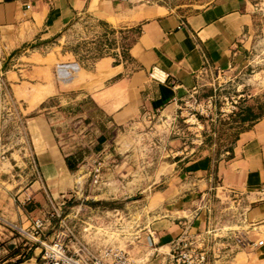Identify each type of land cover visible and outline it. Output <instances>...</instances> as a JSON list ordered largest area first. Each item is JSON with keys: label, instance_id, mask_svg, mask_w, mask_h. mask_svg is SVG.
I'll return each mask as SVG.
<instances>
[{"label": "crops", "instance_id": "0c3cea01", "mask_svg": "<svg viewBox=\"0 0 264 264\" xmlns=\"http://www.w3.org/2000/svg\"><path fill=\"white\" fill-rule=\"evenodd\" d=\"M256 6L255 0H194L173 6L149 0H0V56L24 50L35 40L51 39L81 19L106 24L129 43L82 67L80 88L113 124L124 126L176 110L194 92H201L204 70L251 68ZM38 57L39 63L17 68H50V53H38ZM25 82L9 85L23 88ZM26 124L32 161L26 154V160L19 156L10 163L15 172L8 177H2L0 166V264H39L41 247L2 222L29 228L34 218L51 210L61 195H70L78 183L48 120L31 116ZM227 153L215 162L208 156L192 161L178 156L168 165L182 172L176 176L162 172L151 182V195L160 203L126 243L132 264H167V255L184 228L190 224L195 230L212 227L216 205L222 209L234 204V197L244 221L254 229L262 226L264 115L239 132ZM25 169L33 176L27 183L22 175ZM228 223L214 230L230 229ZM77 233L87 241L95 234ZM238 233L247 238L248 232ZM46 234L52 237L49 231ZM104 236L99 237L101 242L93 241V247L105 242ZM255 245L244 256L237 252L223 264H264Z\"/></svg>", "mask_w": 264, "mask_h": 264}, {"label": "rangeland", "instance_id": "374dc122", "mask_svg": "<svg viewBox=\"0 0 264 264\" xmlns=\"http://www.w3.org/2000/svg\"><path fill=\"white\" fill-rule=\"evenodd\" d=\"M149 1L173 6L194 0ZM255 3L258 11L256 37L249 58L253 66L221 71L218 75L217 71H211L204 75V86L197 97L213 96V103L203 114L196 113V109L186 104L187 98L176 110L164 115L158 113L124 126L113 124L80 88L82 67H88L101 55L129 43L99 21L81 19L51 39L35 40L24 50L0 56L2 177L15 172L9 166L19 156L32 161L30 140L25 131L26 119L44 116L61 153L73 164L71 171L78 182L66 203L60 208L56 206L60 216L79 209L80 220L67 222L68 227L82 231L88 226L87 231L95 233L91 242H101L99 237L106 234L105 242L127 252L126 243L131 235L147 224L160 203V198L151 195V182L162 172L168 171L175 176L182 172L172 170L168 164L178 156L184 157L183 161L201 156H208L211 162L224 158L236 135L250 125L249 121L239 119V113L245 115L250 108L253 116L264 115V0H255ZM47 52L51 56L50 68H17L18 64L39 63L38 53ZM20 81L28 83L25 82L23 88L9 85V82ZM96 160L102 161L100 185L90 181L91 166ZM24 171L22 175L27 183L33 176L28 170ZM226 206L220 209L216 205L212 227L195 230L190 224L185 237L192 245L180 251L192 255L204 251L207 264H223L237 252L244 256L250 245L256 244L264 256V222L254 229L255 226L245 222L240 215L243 211L239 205ZM227 221H230L227 225L232 226L230 229L214 230ZM47 231L51 235L61 233L66 238L64 227H58L56 219L47 226ZM238 231L248 232L245 237L250 241L248 247L239 248L234 244L233 235H242ZM259 241L263 243L259 244ZM183 259L167 264H186Z\"/></svg>", "mask_w": 264, "mask_h": 264}, {"label": "built area", "instance_id": "2783aa9c", "mask_svg": "<svg viewBox=\"0 0 264 264\" xmlns=\"http://www.w3.org/2000/svg\"><path fill=\"white\" fill-rule=\"evenodd\" d=\"M208 72L210 71L204 70L202 72V77L204 75L206 76ZM220 72L221 71H217V75ZM212 98L213 96H208L201 99L200 97H197L194 92V94L186 100V104L193 109H196V113L203 114L206 109L212 105ZM101 168V160H96L91 166L90 181L93 185L102 184ZM68 196L70 195L63 194L57 201L54 200L52 202V209L46 211L44 217L41 216L34 218L29 228L18 227L17 225L7 222H2V225L24 237L27 242L41 247L39 264H132L133 261L125 250L111 245L108 242H103L97 247H93L92 242L85 241L81 235L76 233L77 231L74 230L73 226L71 228L67 226V222L69 221L80 220L79 209L68 212L63 216H60L57 211L56 206L58 205L60 208V206L64 205ZM233 202L239 205V200L236 197H234ZM54 219L58 220V227H64L66 238H63L61 233L53 232L52 237L48 239L46 229ZM186 229L187 228H184L182 234L175 241L173 249L167 255L166 261L170 263L173 261L178 262L180 258L183 257V262H186V264H207L208 259L206 252L204 251L194 253V255L185 254L180 251L183 248L191 247L192 245V242L185 237ZM87 230L88 226L82 228V232ZM233 241L239 248H246L250 245V241L243 235H233ZM262 243V241H259V244ZM227 245L230 246L229 243H227ZM190 250L193 249L190 248Z\"/></svg>", "mask_w": 264, "mask_h": 264}, {"label": "trees", "instance_id": "16d2710c", "mask_svg": "<svg viewBox=\"0 0 264 264\" xmlns=\"http://www.w3.org/2000/svg\"><path fill=\"white\" fill-rule=\"evenodd\" d=\"M237 116H238V114H237ZM260 117H261V116H260ZM260 117L253 116V115L251 114L250 108L247 109V113H246L245 115H241V114L239 113V119H240L241 121H243V122H244V121H249V122H250V125H251L256 119H258V118H260ZM250 125H249V126H250ZM249 126H248V127H249ZM246 128H247V127H246ZM243 130H244V129H243ZM241 131H242V130H241ZM241 131H240V132H241ZM238 134H239V133H238ZM238 134L236 135V137H235V139L233 140V142L231 143V145L228 147V149H227L228 152H231V150H232V145H233V143L235 142V140H236ZM65 160H66V164H67V166H68L69 168H72L73 164L69 161V158L66 157Z\"/></svg>", "mask_w": 264, "mask_h": 264}, {"label": "bare ground", "instance_id": "6f19581e", "mask_svg": "<svg viewBox=\"0 0 264 264\" xmlns=\"http://www.w3.org/2000/svg\"><path fill=\"white\" fill-rule=\"evenodd\" d=\"M154 75H157V72H155Z\"/></svg>", "mask_w": 264, "mask_h": 264}]
</instances>
